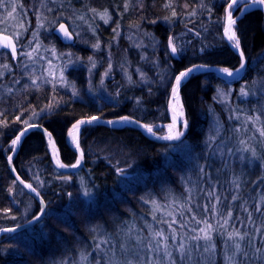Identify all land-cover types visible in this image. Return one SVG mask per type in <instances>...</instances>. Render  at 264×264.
I'll return each mask as SVG.
<instances>
[{"label":"trees","instance_id":"1","mask_svg":"<svg viewBox=\"0 0 264 264\" xmlns=\"http://www.w3.org/2000/svg\"><path fill=\"white\" fill-rule=\"evenodd\" d=\"M168 2L129 0L125 11V0H108L100 10L110 12V24L103 27L102 23H96L97 38L89 37L84 41L85 46L88 44L91 48L99 42L98 56L82 54L86 49L83 44L65 46L51 36L59 53H70L73 63L83 62L86 69L89 57L97 62L95 57H99L104 69V49L113 55L119 72L126 75L109 84L104 96L93 94L87 79L83 78L85 69L69 71L63 85L40 81L37 87L29 76H23L15 84L10 82L11 77L0 82V90H3V93L0 91V121L6 125L0 126V228L25 225L40 213L38 202L18 186L7 168L12 152L9 145L27 127L23 121L29 122L34 112L39 115L35 124L52 137L60 162L72 168L78 154L68 146L66 135L77 121L91 116L99 117L100 121L127 116L154 128L170 124L167 102L172 82L180 72L200 65L228 68L236 74L241 58L222 38L225 9L232 0H171V7H165ZM116 4L115 12L112 9ZM173 9L177 13L175 17ZM234 29L240 40V52L244 53V73L235 82L224 81L212 73H199L181 85L179 96L187 128L177 143L150 141L131 127L87 126L81 129L79 137L82 168L73 174H62L53 167L41 133L31 132L23 140L12 167L21 180L36 188L46 212L33 228L0 238V264H77L81 251L93 260L97 255L93 238L100 236L110 238L108 244L101 246L102 252L120 254L121 243L131 248L126 231L127 234L129 229L137 231L135 235L130 234L134 244H137L136 236H148L146 225L167 231L168 225L159 221L171 219L166 212L178 209L189 197L188 207L193 213L204 215V206L209 203L206 193L213 188L220 197L217 207L224 213L229 205L232 207L234 215L230 225L239 214L244 223L234 224L235 227L255 237L254 247H262L261 233L255 232V228L261 225L264 216L255 212V206L264 195V146L261 136L254 135V126L247 118L259 116L256 124L264 123V91L256 85L264 84V16L259 10L246 13ZM119 32L124 41L115 49L113 41ZM130 32L150 36L146 44L154 48L152 54L145 49L148 59L144 64V80L132 77L127 69L131 45L126 37ZM169 37L174 38L177 48L174 55L169 48ZM0 60L15 69L16 60H10L7 53L0 52ZM130 64L137 65V60H130ZM152 65L158 66L155 73H152ZM150 66L153 69H149ZM14 74L13 77L19 78ZM242 87L256 95L244 98ZM6 89L11 92L7 93ZM73 89L77 95H73ZM50 103L53 106L48 108ZM209 136H214L215 140L209 141ZM248 137L252 138L255 157L251 150H241L240 141L247 142ZM250 157L253 168L248 174L245 167ZM118 169L123 172L118 173ZM235 178H238L239 189L231 183ZM85 190L89 191L88 196L84 195ZM234 194L239 197L236 201L231 199ZM151 200L161 206V211L155 212V220L153 205L145 203ZM212 202H216L214 198ZM242 204L253 213L254 224H248ZM261 207L264 208V204ZM5 209L10 211L6 213ZM193 213L185 211L184 215L190 217ZM211 215L209 212L210 222L214 223ZM176 218L180 220L178 211ZM173 227L180 230L179 224ZM191 227L198 226L190 223L183 231L189 233ZM226 240V235L220 232L213 236L215 249L211 256L204 257L205 263L214 258L215 264H227L225 257L234 249ZM198 243L204 244L203 241ZM241 243L248 258L238 254V261L264 264L254 258V247L249 246L247 238ZM173 253L179 261L174 249ZM201 260L194 250V264Z\"/></svg>","mask_w":264,"mask_h":264},{"label":"snow or ice","instance_id":"2","mask_svg":"<svg viewBox=\"0 0 264 264\" xmlns=\"http://www.w3.org/2000/svg\"><path fill=\"white\" fill-rule=\"evenodd\" d=\"M237 3V0H232L231 3L227 4V7L225 9L226 12V18L224 23V36L232 43V46L236 49H240V40L237 37L236 31L234 29V25L236 24V20L233 18L232 15V8ZM252 4L256 6H264V0H252ZM0 7H5L7 9L8 5L4 3V0H0ZM17 5L15 3L12 4V11L8 12V18L15 19V16H13V13L16 12ZM22 7V5H20ZM129 7V0H125V11H127ZM165 7H171V0H169L168 3L165 4ZM95 12V10H93ZM176 12L173 9L172 10V16H176ZM101 19L104 20L105 23H108V21L111 19V16L109 15L108 11L105 10L103 13H99ZM83 19V17H81ZM165 19H168L165 17ZM4 20H0V23H4ZM155 23V21H153ZM37 27L42 28L44 27V24L41 22L39 15L37 16ZM19 28L27 30L23 23L19 25ZM4 31H7L5 29ZM58 32H60L63 37L67 40H71L73 38L72 33L69 32L68 28L64 23H60L59 27L57 29ZM115 32L116 29H113ZM16 37V40H13L11 37L0 34V48L3 49H10L11 51V58L16 59L18 55L27 56L29 60L32 59L33 53L37 51V48H33L29 52H17V42L18 39L23 35L21 31H17L13 34ZM37 33L33 32V36H36ZM32 41H29V44H31ZM94 48H99V42H97L95 45H93ZM169 48L173 54L177 52V48L175 46L174 38L169 37ZM53 52V55L55 56L56 50L53 47L51 49ZM68 55H71L70 53ZM241 57V64L240 68L235 69L236 73H239L241 69L244 68V53L240 52ZM89 61L92 60V57L88 58ZM69 63H72L71 60H69ZM49 65L51 67V61H49ZM93 66H95L93 64ZM0 67H3L4 69H9L10 66L8 64H4ZM111 67V64L109 65ZM203 67V66H198ZM193 71V68H188L185 71H182L179 73V75L175 78V83L172 86L171 89V99L169 100V106L172 111V123L168 124L167 127V134L157 137L158 139L168 140V141H177L180 140L181 137L184 135V132L177 127L178 120H182L184 117V110L183 105L180 103V96H179V88L181 85V81L184 77H186L190 72ZM219 71L225 73L227 76L232 77L234 75L233 71H231L228 68H222L219 69ZM49 76L53 77L52 80H49L47 82L52 83L55 80V74L49 70ZM143 73H141V77L143 78ZM0 76H3V72H0ZM41 77H35L32 78V84L34 86L39 87L37 84V80H40ZM129 80H131V77L129 76ZM60 82H64V76H63V70H61L60 73ZM11 91V89H9ZM250 93L245 88H241V95L242 96H248ZM73 95H77V92L75 89H73ZM53 105L50 103L47 107L51 108ZM36 113H33V116H35ZM31 119V118H30ZM100 118L97 116H91L88 117L86 120H79L72 126V130L69 131V135L73 137V143L76 145L77 149L79 150V142H78V136L74 135V131L78 133L80 125L85 123H92L94 121H98ZM248 121H250L253 126L255 127L256 123L260 121L259 116H249ZM17 120H20V117H17ZM27 127L20 133V135H17L14 140H12V146L13 151L15 150V146L19 141L21 140V137L27 132L28 128L35 127L36 125L29 124L27 121H23ZM118 122H130V118L120 117L119 121H113L109 120L107 121L108 124H115ZM139 123V122H137ZM0 126H6L4 125L3 121H0ZM143 127L149 134L152 136H156L157 133L154 130L153 125H140ZM183 127L187 128V121L183 120ZM257 131L259 132L260 136L264 138V127L257 128ZM209 141L215 140L214 136H209ZM49 142L51 141V136L49 134ZM241 145H244L242 151H249L251 150L252 156H256L255 149H250L246 144L245 141H240ZM54 147V145H53ZM243 158V157H242ZM54 159L56 160V164L60 168L67 167V165L60 162L58 156L54 155ZM9 161H11V157H9ZM80 159L78 158L76 160V163L71 165V167L75 168L79 165ZM123 169H118V173H122ZM201 172L203 173V167H201ZM20 181V183L24 184L26 188H29L32 192H37L36 188H34L30 183H25L23 180L20 179L19 176L16 178ZM65 179H68L67 177ZM15 183V181H14ZM236 189H239L240 185L238 183V178L233 179L231 182ZM12 189H9V192H11ZM190 191V190H189ZM90 193L88 190H85L84 195L88 196ZM37 195L39 193L37 192ZM71 195V193H69ZM206 195L209 197V203L204 206V215H200L199 213H193V209L191 207H188V204L191 203V198H188V201L186 203H180L178 205V209H174L172 211H167L166 215L168 217H171V219H165L159 221L160 223H165L168 225V230L165 231L163 228L160 229H154L151 225H146L148 228V236L142 237V236H136V242L138 246H141L146 249L147 253L149 254L148 259H144L143 256H141L140 260L138 261H119L114 259L115 253H113V257L108 258L105 261V264H184L185 261L189 262V264H194L193 261V251L199 252L200 248L203 247V253L212 254L215 249V245L212 243L213 241V233L214 232H220L221 235H226L227 240L226 244L230 241L231 246L234 249L231 253V255H228L225 257L227 264H244V260H237V255L240 254L244 258H248V252L245 251L244 247L242 246V241H244L246 238L248 239L249 246L254 247L253 240L255 239L254 236H250V233L248 231H241L240 228L235 227L234 224L230 225V221L233 219V211L231 205H229L226 213L222 211V209L218 208L217 205L220 202V197L216 195L214 188L212 190H209ZM215 199V203L212 202V199ZM231 199L233 201H236L239 199L237 195H232ZM151 203L153 205V219H156L155 212L161 211V206L158 204L156 200L151 201H145V203ZM173 203H176V201H173ZM246 204V202H245ZM261 204H264V195H261L259 198V202L255 206V212L261 213V216H264V208L261 207ZM167 207H171V205H168ZM242 210L247 213L246 220L248 224H254L255 221L253 220V213L248 210L246 206L243 204L241 205ZM6 213L10 211V209L4 210ZM45 211L44 201L41 200V208L40 213H38L36 216H33V220H39L40 215L43 214ZM179 212L180 220H177L176 218V212ZM185 211L189 213H193L190 217H187L184 215ZM211 212V219L213 222H210L208 213ZM15 219V217H13ZM237 220H239V217H236ZM197 225L198 227H191L189 229V232L191 233L189 235L188 232H184L183 230L188 227L189 224ZM244 222L241 221V224ZM179 224V231L177 228L173 227V225ZM134 227V226H133ZM247 227V225H245ZM231 228V230H229ZM264 220L261 221V225L256 226L255 232L261 233V245L262 247H254V258L256 260H262L264 261ZM15 228H0V232H14ZM93 231H96V229H93ZM131 231V229H129ZM95 243V249L99 251H103L102 245H106L109 243L110 238H105L103 236L100 237H94L93 238ZM169 240L172 241V243H169ZM145 241L147 243L145 244ZM177 241H179L177 243ZM189 241L193 243H189ZM203 241L204 244L201 246L198 242ZM121 251L127 252L126 245L124 243L120 244ZM173 249L176 253H179L180 261L178 262L174 256H173ZM155 253V256L153 257L151 254ZM162 254V255H161ZM259 254V255H257ZM88 260V254L84 251H81L80 258H79V264H85V262ZM96 264H100V261L97 260Z\"/></svg>","mask_w":264,"mask_h":264},{"label":"rangeland","instance_id":"3","mask_svg":"<svg viewBox=\"0 0 264 264\" xmlns=\"http://www.w3.org/2000/svg\"><path fill=\"white\" fill-rule=\"evenodd\" d=\"M108 0H4V3L8 5L7 9L5 7H0V20H4V23H0V34L6 35L11 37L13 40H16V37L13 35L17 31H21L23 35L18 39L17 42V49L18 53L20 52H29L33 48H37V51L33 53V57L31 60L27 58V56L18 55L15 63V69L10 66L9 69H4L3 67H0V72H3V76H0V82L5 81L7 78L11 77L10 82L13 84L17 83L18 80L22 79L23 76H29V80L32 81V78L35 77H41L40 80H37V82L40 81H49L52 80L53 77L49 76V70L52 71L55 74V80L53 82H57V84H66V76L69 71H72L73 69H85V72L83 73V78L87 79L88 84H90L91 90L94 92L93 94L97 96H104L107 94V89L109 84L113 83L117 79H123L125 77V73H120L118 66V63L113 58V55L107 54L106 49L103 50V56H104V62L105 67L102 69L103 64L100 62L99 57H95L97 61L91 60L88 63V68H83L84 63L83 62H74L72 61V58L70 55H65L62 53H59L56 49L55 56L53 55V52L51 49L54 46V43L51 39V36H53V32L58 28L60 23H64L66 27L68 28L69 32L73 35V42L71 44H83L85 46L84 41L91 38H97L98 35L95 33V25L97 24H103V27H107L110 23H105L103 19H101L99 13H103L104 11H101L100 8H103V6L106 5ZM113 1V0H112ZM15 3L17 5L16 12L13 13V16H15V19L8 18V12L12 11V4ZM248 5V0H239L232 8V15L233 18L237 17V14H239L240 9L244 5ZM22 5V7H20ZM95 10V12L93 11ZM115 12L117 10V4L113 7ZM109 15L110 12L108 11ZM120 14V13H119ZM117 15L118 17L121 16ZM39 15L41 22L44 24V27L38 28L37 27V16ZM83 17V19H81ZM226 18V12L224 13L223 17V24L225 23ZM23 23L26 31L24 29L19 28V25ZM235 27V26H234ZM224 28V27H223ZM7 29V31H4ZM33 32H36L37 35L33 36ZM129 41L131 47H130V59L128 62V72L129 74L137 78L139 80H144L141 77V73L144 74L145 72V66L144 64L147 61V56L145 54V49L148 48V54H152L154 48L152 46L146 44V42L150 41V36H145L142 33H136V32H130V34L126 37ZM32 41L31 44H29V41ZM96 41V40H95ZM120 41H124V38L121 36V32H119L114 41L113 46L115 49L119 47ZM97 42V41H96ZM91 45L88 46V44L85 46V50H83L82 54L87 55H97L101 51L98 48V50L91 48ZM70 48V47H69ZM171 51V50H170ZM172 55H174L171 52ZM98 56V55H97ZM83 58V57H82ZM81 58V60H82ZM69 60L72 61V63H69ZM130 60H137V65L130 64ZM49 61H51V67L49 65ZM93 64L95 66H93ZM111 64V67L109 65ZM143 64V67L140 66ZM4 65V62L0 60V66ZM121 66V64H120ZM142 67V68H141ZM154 69H153V68ZM149 69H153L152 73H155L158 69V66L152 65ZM123 68V65L121 66ZM143 69V71L141 70ZM61 70H63V76H64V82H60V73ZM150 71V70H149ZM19 76L13 77V75ZM148 74V70L146 72ZM225 74V73H224ZM237 74V73H236ZM235 75V74H234ZM144 76V75H143ZM175 81V80H174ZM174 81L172 82L171 88L174 84ZM257 87H261L260 91H264V84H256ZM7 93H10L8 89ZM256 90V89H253ZM3 93V90H0ZM6 93V92H4ZM248 96H243L244 98H249V96L256 95V93H251ZM170 95V93H169ZM182 104V103H181ZM39 119V115L36 114L35 116H32V118H29V124L37 125ZM183 120H179L177 126L179 129H181L183 132L185 128L183 127ZM165 125H158L154 128L157 135L156 137L162 136L167 134V126ZM253 125V124H252ZM39 126V125H38ZM123 127H130L128 123H121L115 127L112 128H123ZM264 127V123H261V125L256 124L254 127V135L260 136L259 132L257 131V128ZM22 131V130H21ZM183 137V136H182ZM181 137V139H182ZM180 139V140H181ZM14 140V139H13ZM163 140V139H162ZM261 140L263 141L264 146V138L261 137ZM245 144L250 148L253 149L252 145V138L248 137L247 142ZM244 147V145H243ZM242 147V148H243ZM9 149L12 150V142L9 145ZM262 150H264L262 148ZM250 151V150H249ZM246 162V161H245ZM264 167V165H263ZM253 168V160L252 158H248L246 162L245 171L249 174L251 172V169ZM234 215V214H233ZM236 217H239V214L235 216V222L234 224H240L241 217H239V220L236 219ZM210 220V219H209ZM137 231L135 229H132L131 231H126L127 240L131 243V248H127V252H122L120 250V254H115L114 259L119 261H138L140 260L141 256L144 257V259L149 258V254L146 250L142 249L139 250L140 247L137 244H134V238L132 235H135ZM190 233V232H189ZM218 232H214L213 236L217 234ZM148 234V233H147ZM191 234V233H190ZM94 251L97 253V255L94 257L95 259H89L85 262V264H96V261L99 260L100 264H105V261L113 257V253H104L102 251H97L95 249V245L93 247ZM198 256L201 257V261L199 264H215V259L210 258L209 263H205L206 260L204 257L211 256L212 254L203 253V249H200L199 252H197ZM153 257L155 256V253L151 254ZM162 255V254H161ZM178 259L180 261L179 253ZM174 256V253H173ZM175 258V256H174ZM207 258V257H206ZM91 261V262H90ZM178 261V262H179ZM185 264H188L187 261L184 262ZM79 264V263H77Z\"/></svg>","mask_w":264,"mask_h":264},{"label":"water","instance_id":"4","mask_svg":"<svg viewBox=\"0 0 264 264\" xmlns=\"http://www.w3.org/2000/svg\"><path fill=\"white\" fill-rule=\"evenodd\" d=\"M239 0H237L238 2ZM253 10H259L263 16H264V6H256V5H245L242 10L240 11L239 15H237V17H235L234 19L236 20V24L237 22L246 14V13H249ZM236 24L234 26H236ZM59 27V26H58ZM58 29V28H57ZM57 29L53 32L54 36L60 41V43L62 45H70L72 42H73V38L71 40H67L63 37V35L57 31ZM222 38L224 40V42L227 44V46L235 53L237 54L239 57H240V49H236L235 47L232 46V43L224 36V28H223V31H222ZM0 52H5L9 55L10 57V60L14 61L16 59H12L11 58V51L10 49H3V48H0ZM17 52H18V49H17ZM241 58V57H240ZM200 65H196V66H193V67H190V68H193V71L190 72L186 77H184L181 81V85L183 83H185L192 75H196V74H199V73H212L214 75H216L217 77H219L220 79L224 80V81H227V82H235V81H239L244 73V70H245V67H246V62L244 61V68L241 69V71L235 75H233L232 77H229L227 76L226 74H224L223 72L219 71V69H216L214 67H206V66H203V67H198ZM175 83V81H174ZM180 85V87H181ZM172 89V88H171ZM180 90V88H179ZM171 92H170V95H169V98H168V102H167V111H168V116H169V120H170V123H172L171 121V115H172V111H171V108L169 106V100L171 99ZM113 121H119V119H112ZM107 121L109 120H105V121H94L92 123H85V124H82L80 125V128L79 130L81 131L82 128L84 127H87V126H106V127H115L121 123H128L130 125L131 128L133 129H136L138 130L139 132L142 133V135L144 137H146L147 139H149L150 141H153V142H157V143H177L179 140L177 141H168V140H162V139H158L156 136H152L150 135L143 127H141L139 123L135 122L134 120L130 119V122H118V123H115V124H108ZM178 127V126H177ZM179 128V127H178ZM70 130H72V127L70 128ZM69 130V131H70ZM24 131V129L22 130ZM20 131L17 135H20V133L22 132ZM39 132L41 133L45 140H46V144H47V148H48V154L50 156V159H51V162L53 164V167L60 173L62 174H73V173H76L78 172L82 166H83V163H84V160H83V157H82V154L80 152V149L79 150H75L71 147V138H70V135H69V131L66 135V142L68 144V146L74 150L77 154H78V158L80 159V163L77 167L75 168H67V167H64V168H60L57 166L56 164V160L52 157V145H54V142H53V139L51 137V141L52 143L50 144L49 142V133L41 126H38L36 125L35 127H30L28 128L27 132H25V134L21 137V140L19 141V143H17V145L15 146V150L13 151L12 149V153L10 155L11 157V161H9L8 159V162H7V168L8 170L10 171V173L12 174L13 178L15 179L16 183L18 184L19 187H21L27 194H29L32 198H34L38 204L40 205V208H41V199L39 198V196L37 195L36 192H32L29 188H26L24 186V184L20 183L19 180H17V175L12 167V163H13V160L14 158L16 157V155L18 154V151H19V148L23 142V140L31 133V132ZM16 135V136H17ZM15 136V138H16ZM79 137H80V132H79V136H78V142H79ZM14 138V139H15ZM55 146V145H54ZM57 151V149H56ZM57 155H58V158H59V154H58V151H57ZM45 206V211L43 214L40 215V219L39 220H32L30 221L29 223L25 224V225H21V226H17V227H13L15 228L16 230L14 232H0V238L3 236V235H6V234H16V233H19V232H22V231H25V230H28V229H31L33 228L34 226H36L37 224H39L44 215H45V212H46V205L44 204Z\"/></svg>","mask_w":264,"mask_h":264},{"label":"bare ground","instance_id":"5","mask_svg":"<svg viewBox=\"0 0 264 264\" xmlns=\"http://www.w3.org/2000/svg\"><path fill=\"white\" fill-rule=\"evenodd\" d=\"M248 4H249V5H253V4H252V0H248ZM245 5H246V4H245ZM245 5H244V6H245ZM244 6H243V7H244ZM243 7H242V8H243ZM242 8L240 9V11L242 10ZM240 11H239V13H240ZM237 15H239V14H237ZM180 103H181V99H180ZM171 121H172V115H171ZM178 122H179V120H178ZM178 122H177V124H178ZM79 132H80V130L78 131V133H76V132L74 131V135L79 136ZM150 135H151V134H150ZM70 138H71V147H72L73 149H75V150H78L77 147H76V145L72 142V141H73V137L70 136ZM79 149H80V148H79ZM11 153H12V152H11ZM54 155H55V156H58V155H57V151H56L55 146L53 147V145H52V157H53V158H54Z\"/></svg>","mask_w":264,"mask_h":264}]
</instances>
